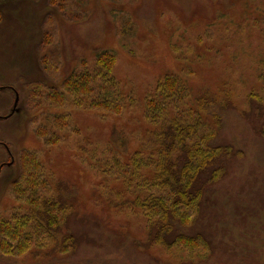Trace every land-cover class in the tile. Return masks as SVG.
<instances>
[{"label": "rangeland", "instance_id": "obj_1", "mask_svg": "<svg viewBox=\"0 0 264 264\" xmlns=\"http://www.w3.org/2000/svg\"><path fill=\"white\" fill-rule=\"evenodd\" d=\"M102 50L114 57L101 76ZM77 71L91 74L89 90H68ZM168 78L187 97L164 96L163 118L156 108L151 118L147 100L155 107ZM263 111L264 0H0V226L13 213L31 226L0 236L10 253L0 264H264ZM176 121L213 129L207 144L229 153L186 226L148 201L173 196L156 144ZM25 156L34 181L18 178ZM38 218L57 219L61 233ZM175 234L190 239L159 242Z\"/></svg>", "mask_w": 264, "mask_h": 264}, {"label": "trees", "instance_id": "obj_2", "mask_svg": "<svg viewBox=\"0 0 264 264\" xmlns=\"http://www.w3.org/2000/svg\"><path fill=\"white\" fill-rule=\"evenodd\" d=\"M106 57H114L111 51L108 50H102L96 53V65L100 69L104 63H106L105 59ZM106 66L108 64H105ZM104 68V67H102ZM101 68V69H102ZM101 69L99 71V74L102 76ZM111 73V71H109ZM81 74L84 75V72L80 73L79 71L71 74L69 78L65 81V84H67V88L71 92L77 91L74 87L75 85H72L70 81H77L76 84L78 85V82L81 86L86 87L89 90V87L91 83L93 82V79L91 74L89 75H84L86 77L81 78ZM82 75V76H83ZM172 78H168L165 83L163 82V86L165 89L157 91L158 93V98L154 99L155 100V107L153 106V100H147V107L146 111H149V117H152L153 114H155V108L157 112V119H162L164 114H165V104H164V96H167V99L170 101L172 99L178 100L179 102L183 101L186 97V91H184L183 86H181L177 81L174 83V81L171 80ZM111 79L108 80L106 79L107 85H109V89L113 87V84L110 83ZM175 84V90L178 91V96H175V91L173 90L172 86ZM78 88V87H77ZM167 88V89H166ZM168 88L172 89L168 91ZM80 90V89H79ZM54 92V91H52ZM79 93V92H78ZM76 94V93H75ZM108 93H106V99L108 98L107 96ZM255 99V98H254ZM255 101H257L255 99ZM53 105H62V102L58 100V98H52ZM150 113L152 115H150ZM263 114L262 118H264V111L261 113ZM217 118L215 119V122H219L220 117L216 115ZM62 116H55V119L52 121L53 124L57 126H64V118L62 119ZM220 123V122H219ZM177 121L173 123H169V125L164 128L163 134H162V139H160V143H157L156 146H158L160 154H162V160L157 162L156 167H160L161 171L158 172L160 175L161 181H159L161 186H165L171 195L172 198L167 200V199H159L156 197H151L148 201L149 203H153L154 206L157 209H160L161 205L165 207H169L172 212H169L167 210H164L163 213L166 215L167 213H171L173 217H176L179 221H177L181 226H186L185 220L189 218L190 216L193 215L195 212V205L196 202L199 200L203 188L206 186L208 183H212L214 180L215 175L221 174L224 170V163H220L222 158H227L228 157V152L226 147L224 146H217L214 145H208L207 142L210 138L214 136V130H204L201 129L197 131V126L200 127L199 124L193 123L191 124L193 127L190 126H185V125H177ZM262 130H264V125ZM196 134H200L197 139L196 145L191 144V142H188L189 139L193 138L196 136ZM207 135V137H206ZM197 145L200 146L197 147ZM177 150V155L175 158L172 157V151ZM200 151L204 152V154H209V158L205 159L204 162L200 161L199 157L193 156L194 151ZM222 152V153H221ZM224 153V154H223ZM223 154L222 157H217ZM172 157V158H171ZM215 158L219 160V164L215 163ZM141 164L144 165H149L151 162L149 160H144L141 162ZM199 164H202V168L200 170H197L194 173V179L191 182L192 176L190 175L189 172H194L195 169L198 168ZM22 166H23V171L22 175H20L18 178L19 180H30L32 179L33 181L35 178H33L30 170H34L35 163L34 160L31 157H24L22 158ZM205 166V167H204ZM204 168H208V172L206 174V178L199 180L197 182V178L201 175V171ZM26 172L30 173V175H26ZM38 175V171L36 172ZM182 182H184L186 187L182 186ZM35 186V185H34ZM38 188V186H35ZM13 213L9 219H3L2 224L5 226V229H1L0 226V236H3L4 240H8L6 238V234H9L7 228H21V229H26V230H31V226L29 225V222L27 223V217L25 215H20L17 216V222L15 221ZM47 217L49 213H46ZM73 218L75 219L76 222L86 224L87 221L85 218H82L78 215V211L73 213ZM38 222H42L39 218L37 220ZM37 222V223H38ZM41 224L44 229L48 232H60V222L57 221L55 218H46L44 222ZM39 224V223H38ZM39 224V225H40ZM40 225V226H41ZM165 232L166 234H172L173 232V227L168 224L165 227ZM168 232V233H167ZM59 233V234H60ZM72 242L74 241V237L72 236V233H66ZM8 237V235H7ZM162 239L159 240V242L165 246H172L175 245L178 242L181 241H187L190 238H188L186 235L182 234H175L172 236L171 240L168 242L161 237ZM24 242L31 243V241L27 238H23ZM74 243V242H73ZM0 254L2 256H6V254H10L6 249L0 247Z\"/></svg>", "mask_w": 264, "mask_h": 264}]
</instances>
